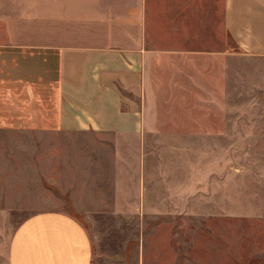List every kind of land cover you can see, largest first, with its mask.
I'll return each instance as SVG.
<instances>
[{
    "label": "crops",
    "instance_id": "1",
    "mask_svg": "<svg viewBox=\"0 0 264 264\" xmlns=\"http://www.w3.org/2000/svg\"><path fill=\"white\" fill-rule=\"evenodd\" d=\"M237 49L264 0H0V264H148L150 68Z\"/></svg>",
    "mask_w": 264,
    "mask_h": 264
},
{
    "label": "rangeland",
    "instance_id": "2",
    "mask_svg": "<svg viewBox=\"0 0 264 264\" xmlns=\"http://www.w3.org/2000/svg\"><path fill=\"white\" fill-rule=\"evenodd\" d=\"M178 61L150 68L147 84L146 262L264 264V55Z\"/></svg>",
    "mask_w": 264,
    "mask_h": 264
}]
</instances>
